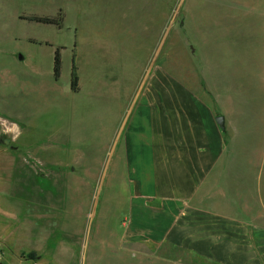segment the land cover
Returning a JSON list of instances; mask_svg holds the SVG:
<instances>
[{
	"label": "rangeland",
	"instance_id": "rangeland-1",
	"mask_svg": "<svg viewBox=\"0 0 264 264\" xmlns=\"http://www.w3.org/2000/svg\"><path fill=\"white\" fill-rule=\"evenodd\" d=\"M5 6L1 28L19 38L0 35V71L13 69L16 77V85H0V107L11 103L7 111L24 122L0 113V263H118L113 248L129 192L113 190V176L104 172L112 133L99 123L114 93L104 96L100 79L105 73L124 78L126 87L135 57L150 65L159 55L161 71L192 76V61L222 65L219 58L232 56L233 43L241 42L245 54L264 55V0H10L12 13L58 7L56 15L43 16L59 17L61 27L2 23L11 14ZM33 15L42 16L20 18L36 22L28 18ZM57 48L63 61L59 80L53 76ZM13 51L25 60L14 62ZM73 58L81 92L71 89Z\"/></svg>",
	"mask_w": 264,
	"mask_h": 264
},
{
	"label": "crops",
	"instance_id": "crops-1",
	"mask_svg": "<svg viewBox=\"0 0 264 264\" xmlns=\"http://www.w3.org/2000/svg\"><path fill=\"white\" fill-rule=\"evenodd\" d=\"M2 6L11 12L10 0ZM58 7L51 13L14 10L2 23L37 24L20 15L53 16ZM3 30L0 25L4 39L19 38ZM240 43H233L231 57L219 58L222 65L191 60L192 76L161 71L157 55L150 65L135 57L124 88V78L105 73L100 79L99 91L114 93L99 123L112 133L104 172L113 176V190L129 192L113 248L119 261L110 264H264V55L245 54ZM18 52L11 56L17 63L26 58ZM4 70L0 85H16L13 69ZM82 81L74 92L82 91ZM11 108L3 102L0 113L23 125Z\"/></svg>",
	"mask_w": 264,
	"mask_h": 264
},
{
	"label": "trees",
	"instance_id": "trees-1",
	"mask_svg": "<svg viewBox=\"0 0 264 264\" xmlns=\"http://www.w3.org/2000/svg\"><path fill=\"white\" fill-rule=\"evenodd\" d=\"M31 21H36L39 23H45V24H55L58 27H61V19L59 17L51 18L46 16H37L33 15L28 17ZM62 52L61 48H57L55 51V57H54V77L56 80H59L62 74ZM71 88L73 91H78L79 89V74L78 69L75 63V58L72 60V69H71Z\"/></svg>",
	"mask_w": 264,
	"mask_h": 264
},
{
	"label": "water",
	"instance_id": "water-1",
	"mask_svg": "<svg viewBox=\"0 0 264 264\" xmlns=\"http://www.w3.org/2000/svg\"><path fill=\"white\" fill-rule=\"evenodd\" d=\"M218 121L220 124H223V116H219L218 117ZM0 264H3V263H0Z\"/></svg>",
	"mask_w": 264,
	"mask_h": 264
}]
</instances>
